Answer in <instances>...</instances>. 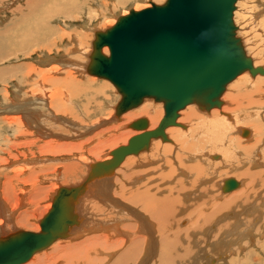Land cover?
I'll return each instance as SVG.
<instances>
[{
	"label": "bare ground",
	"instance_id": "1",
	"mask_svg": "<svg viewBox=\"0 0 264 264\" xmlns=\"http://www.w3.org/2000/svg\"><path fill=\"white\" fill-rule=\"evenodd\" d=\"M17 1L20 0H0V12L9 10L11 13L7 24H4V31H0V62L17 52L20 55L17 54L15 59L23 55L31 56L33 54L31 49L38 46L35 52L41 54V57L38 54L40 58H37L41 67L30 62L20 63L17 68L18 78L12 81L13 78L7 75L10 66H3L6 64L0 63V71L3 72L2 84H4L0 88V129L13 132L12 137L2 132L0 134L1 143L4 139L5 143L11 140V144L9 143L11 148H8L11 157L7 159L0 155V170L7 171L10 175L13 173L12 180L17 179L18 181L19 179L32 188L29 190L31 194L27 192L31 195L30 202H23V204L21 202L23 198L19 197L20 190L13 186L14 181L11 182L8 179L5 187L0 183L2 186L0 188V240L16 232L24 231V229H15L17 225L23 227L28 225L30 211L23 207L30 203L34 206L49 189V186H44L39 182L40 178L45 179L46 174L54 171L56 172L54 179L59 180V183L63 180L65 183L69 180H76L73 183L69 182L70 184L66 183L67 185L65 183L59 185L57 190L61 186L72 187L83 183L93 163L113 158V149L128 144L131 136L143 131L127 129L119 133L117 131L118 134L113 133L110 137L108 132L125 128L124 126H128L134 118L143 114L148 115L150 126L148 130H151L158 126V121L162 120L165 113L163 101L149 97L144 101L152 99L155 102H161L164 110L148 103L140 106L143 101L137 106H140L139 109H134L137 107L129 109L118 118L115 116V106H113L114 108L107 113L109 115L107 119L110 118L109 122L112 124L111 127L107 126L108 134L104 138H95L98 142L90 149L99 160H90V163L84 164L72 161L66 156V158H45L47 154H63L67 151L70 153L72 150L88 145L87 143L84 145V140L79 141L80 143L64 141L68 138L64 132L70 127L66 128L67 126L63 123H72L70 126L73 131L75 130V135L84 136L85 139L90 135L88 132L91 133L96 126L101 125L102 129V125L107 124L104 117L99 125L95 122L94 125H87V123L84 126L85 123L81 122L83 121L81 118L70 114L75 104L79 106L76 99L84 95L83 93L90 91L94 92L95 96L101 93L105 95L106 82L103 81L101 85L95 77H92L97 75L88 72L95 50L93 41L97 31L104 29L95 28L90 42L91 50L87 54L88 60H84L85 51L82 47L90 41L88 38L92 34L88 33L90 25L86 22L83 29L75 25L71 30L62 25L66 23V18L81 20L79 14H82L84 8L87 9L86 0H25L12 7V4ZM128 1L130 0L110 2L111 11ZM151 1L153 0H148L147 4L151 5ZM259 2L264 5V0H259ZM91 9L94 8L91 6ZM134 9L138 10L141 7L136 6ZM88 16L92 17L90 14ZM111 16L113 17L114 14ZM53 20H62V23L61 25L56 23L57 21L52 23ZM112 24L114 23L111 22ZM236 27L235 35L241 39L245 52L254 59L246 48L247 43L245 44L243 37L240 36L242 33L238 34L239 27L237 25ZM17 31L20 32L17 33ZM69 34H73L76 42L74 41L68 50L67 45L70 43L66 40ZM75 43L77 52L82 51V54L76 51L74 52L77 55L72 54ZM53 47H56L57 55L52 57ZM101 51L109 54V47L105 45ZM254 64L255 66L260 65L255 59ZM82 67L92 76L85 73L86 77H84ZM245 72L250 71L244 70L229 83ZM245 81L241 79L236 87L232 86L233 88L225 94L231 103L229 107L231 113L225 109L221 110L224 104L222 96L228 83L219 98L220 106L201 109L197 102L186 106L187 109L183 111L182 119L189 121L191 126L193 124L188 130L182 131L170 126L166 128L170 133L177 134L176 141L172 142L168 134L167 140H163L162 137H152L148 147V151L151 147L149 153H141L147 149L137 153L133 152L114 169L86 183V190L78 198L76 205L78 224L69 229L68 236L59 237L54 241L66 238L75 240L69 243L71 245L67 248L70 255L61 258L64 261L62 264H226L227 262L230 264H264V163L261 164L258 159H255L258 152L260 157H264V124L261 123L264 114L262 115L260 111L264 108V89L261 79L260 81L259 79H248L247 86H243ZM92 99H88L87 102H91ZM191 104H195L199 110H202V113L212 112V114L210 116L202 114L194 108L195 105ZM216 108H220L222 115ZM122 118L123 121L119 122L118 120ZM96 120L99 119L96 118ZM78 121L81 122L80 127H78L80 125ZM244 123L253 125L255 130L241 128ZM171 126L187 127L181 122ZM104 128L102 130H105ZM244 130L248 131L247 137L251 136L249 140L242 139L243 137L238 135L241 131L240 133L245 137ZM96 131L99 132V129ZM95 132L92 134L94 135ZM221 132L222 136L219 135ZM188 134L191 135L189 138ZM1 135L6 136L7 139ZM154 139L169 143L160 144L161 142H156ZM40 141L43 143L39 144ZM86 141L89 143V140ZM102 145L107 148L117 146L101 155L105 150ZM33 146L44 152H52L44 156V153L37 155ZM95 146H101L103 150ZM13 150L17 151L15 157L31 153L36 157L33 155L34 157L20 159L16 162L17 158L15 159ZM1 152L6 153L7 149ZM74 152L76 151L71 154ZM252 152H254L253 156ZM140 153L142 155L138 160L132 158L126 161L129 156L133 157ZM214 156L217 159H214ZM222 162L224 165H221ZM224 167L237 171L250 168L255 171L251 172L248 169L238 172L239 175H248L246 177L249 181L245 178L246 181L238 179L241 184L244 182L245 187L242 188V186L228 194L226 191L221 192L227 178L216 181L217 174L220 175ZM220 188L221 190L218 191ZM57 190L53 193L54 195ZM54 195L51 196L52 200ZM41 219L38 221L39 225ZM39 225L36 224L34 230L25 231L39 232L41 230V225L40 227ZM89 232H98V234L92 235L90 240H80ZM252 244L256 247L253 248ZM240 253L241 257H239ZM229 254L232 256L236 254V256L229 259Z\"/></svg>",
	"mask_w": 264,
	"mask_h": 264
},
{
	"label": "water",
	"instance_id": "2",
	"mask_svg": "<svg viewBox=\"0 0 264 264\" xmlns=\"http://www.w3.org/2000/svg\"><path fill=\"white\" fill-rule=\"evenodd\" d=\"M237 1H151L150 6L131 8L113 25L97 31L88 72L117 88L120 99L115 116L120 118L147 97L163 101L164 116L151 130L148 118L133 120L129 126L143 132L113 149V158L93 163L83 183L59 187L39 232L22 230L0 240V264L25 263L57 238L68 236L79 222L76 205L86 183L114 169L127 155L148 149L152 137L167 140L165 129L178 124L181 109L193 102L201 109L220 106L226 85L239 73L264 74V66H255L235 35ZM105 45L109 54L101 51ZM240 184L235 177L227 178L223 190L232 191Z\"/></svg>",
	"mask_w": 264,
	"mask_h": 264
},
{
	"label": "rangeland",
	"instance_id": "3",
	"mask_svg": "<svg viewBox=\"0 0 264 264\" xmlns=\"http://www.w3.org/2000/svg\"><path fill=\"white\" fill-rule=\"evenodd\" d=\"M21 2H23V1H25V0H20ZM15 2L14 4H12V7H15L16 5H18V4H20L21 2ZM81 1V0H80ZM87 1V4L85 5L86 6V8L87 9H83V12H82V14H79V13H76V14H79V16L81 17V20H75V18L73 19V18H69V19H67L66 18V23L65 24H63L62 26L63 27H65V28H67L68 30H71L75 25L76 26H78V27H82V29L85 27V23L86 24H88V25H90V31L88 32L89 34H91V36L89 37L88 36V38H90V41L89 42H87V43H85V45H83V51H85V54H84V60H88V56H87V54H89V50H91V39L93 38V36H94V31L96 30L95 28H97V30L98 29H106L107 27H109V26H111V22H113V23H115L116 21H117V16H119V15H122L123 13L125 14V13H128L129 12V9H130V7H133V8H135L136 6H140L141 8L143 7H147V6H150V4H147L148 3V0H130V1H128V2H126V3H122V4H120L114 11H111V3H116V0H115V2H113V0H108V1H106V0H104V2H103V0H86ZM153 1H155V2H158V3H160V2H163L164 0H153ZM258 1V2H257ZM108 2V3H107ZM111 2V3H110ZM260 2H259V0H238L237 1V8H236V10H235V13H234V19H235V23H236V25L239 27V30H238V34L240 33H242L240 36H242L243 37V39H244V42H245V44H246V48L248 49V52L252 55V56H254V59L256 60V62L258 63V64H260V65H264V5L263 4H259ZM3 4H5V3H3ZM90 4V5H89ZM110 4V5H109ZM142 4V5H141ZM145 4V5H144ZM147 5V6H146ZM91 6H92V8H94V9H91ZM130 6V7H129ZM123 7V8H122ZM95 9H96V11H95ZM86 10V11H85ZM91 10H94L93 12L91 11ZM243 12H242V11ZM87 13H85V12ZM104 12H105V14H104ZM107 12V13H106ZM247 12V13H246ZM92 13V14H91ZM110 13V14H109ZM114 14V16L112 17L111 15L112 14ZM84 14V15H83ZM88 14H90L92 17H89L88 16ZM8 15H10V16H8ZM75 15V14H74ZM86 15V16H85ZM100 15V16H99ZM104 15V16H103ZM116 15V16H115ZM97 16V17H96ZM0 17L2 18H0V23H1V25H0V31L1 30H3L4 31V29H3V27L5 26L4 24H7L6 22H8V20L10 19L9 17H11V13H10V11L8 10L7 12H0ZM99 17V18H98ZM102 19H101V18ZM3 18L5 19V20H3ZM92 18V19H91ZM116 18V19H115ZM56 19V18H55ZM2 20V21H1ZM83 20H86V21H83ZM89 20V21H88ZM92 20V21H91ZM97 20H100V21H97ZM57 21V22H56ZM68 21V22H67ZM81 21V22H80ZM90 21H91V24H90ZM98 23H97V22ZM103 21V22H102ZM60 23V25H61V23H62V20H53V22L52 23ZM95 22V23H94ZM100 22V23H99ZM102 22V23H101ZM68 23V26H66V24ZM73 23V24H72ZM80 23H82L81 25H79ZM72 24V26L71 27H69V25H71ZM87 25V26H88ZM97 25H98V27H97ZM113 25V24H112ZM92 27V28H91ZM88 28V27H87ZM93 29V30H92ZM14 30H16V28H14ZM63 30H65V29H63ZM92 30V31H91ZM260 30V31H259ZM20 31H17V33H19ZM248 32V33H247ZM263 32V33H262ZM69 37L67 38V42H68V40H69V43L70 44H68L67 46H68V50H69V48L71 47V45H72V43H74V36H73V34H69L68 35ZM245 37V38H244ZM70 38V39H69ZM89 40V39H88ZM87 40V41H88ZM2 41H3V38H2ZM66 41L64 42V43H66ZM72 41V42H71ZM76 42V41H75ZM75 46H73V53L72 54H74V55H77L74 51H76L77 52V44L75 43L74 44ZM89 46H90V49H88L89 48ZM248 46V47H247ZM37 47L38 46H34L32 49H31V51H33V54L31 55V56H26V55H23V56H21V57H19L18 59H15V58H17V56L18 55H20V53L19 52H17V53H15V54H13L10 58H6V59H4V60H2L0 63H3V64H6V65H3V66H10V69L7 71V75L9 76V77H11V78H13V80L12 81H15L16 80V78H18V73H17V68H18V64H20V63H24V62H30V63H32V64H34V65H38V67H41V64H39L40 62H39V58L41 57V54L39 53V52H35L36 51V49H37ZM34 49V50H33ZM76 49V50H75ZM79 50V49H78ZM62 51H64L63 49H62ZM52 53V57L53 56H55V55H57V52H56V47H53V49H52V51H51ZM80 54H82V51H78ZM77 52V53H78ZM253 53V54H252ZM18 54V55H17ZM38 54L40 55V57H38ZM26 56V57H25ZM38 58V59H37ZM46 58V57H45ZM13 62V63H12ZM9 63H11V64H9ZM83 64H85V63H83ZM40 65V66H39ZM47 65H50V64H47ZM43 66H45V65H43ZM0 69H1V65H0ZM82 69L83 70H81L82 72H84V73H82L83 74V76L84 77H86L85 75L87 74V75H89L88 73H86V71L84 70V68L82 67ZM86 73V74H85ZM25 74V73H24ZM80 76V75H79ZM89 76H92V75H89ZM260 76H261V78H260ZM2 77H3V72H1L0 71V88L1 87H3L4 86V84H2ZM92 77H95L96 79H97V81H99L100 83H101V85H103V81H105L106 82V84H107V87H105V95L104 94H102L101 93V95H98V96H95L96 94H94V92H90V91H87V92H85V93H83L84 95H81L80 97H79V99H76L77 100V102H78V104H79V106H76V104H75V108H76V110H75V108H74V110L73 111H71L70 112V114L72 113V115H75V116H77L79 119L81 118L83 121H81V122H83V123H85V124H83L84 126H86V124L87 125H94L95 124V122H97L96 123V125H99V124H101V122L104 120V117L106 118L105 120H107V124H104V125H102V129L104 128L105 130H102L101 129V125L98 127V126H96L92 131H91V133L90 132H88V135L90 134V135H92L93 136V138H92V136H88V137H90L89 139H88V137L85 139V137L83 136V137H81V135H75L76 134V132H75V130L73 131V128L70 126L72 123H63V124H65L67 127L66 128H69L67 131H65L64 132V134L65 135H68V138H67V140L65 139L64 141H67V142H74V143H80L79 141H81V140H84V145H85V143H87L88 145H86L85 147H82V148H78L79 149V151H78V149H75V150H72V151H70V153L67 151V152H63V154H60V153H51V154H47V153H50V152H52V151H48V152H44V151H42V150H40V148H37V147H35V146H33V149H35V153L37 154V155H42L43 153V156L45 155V154H47L46 156H44L45 158H66V157H68V159H71L72 161H79V162H81V163H84V164H87L88 162L90 163L91 161H93V160H99V158L98 157H95V155L93 154V153H91V151H90V149L91 148H93V145H96V143L98 142L97 140L99 139V137H105L108 133H110V135H108L109 137L113 134V133H117V131H118V133L120 132V131H122V130H127V129H132V130H135V131H139L138 129H135V128H133V127H130L129 125L128 126H124L125 128H122V129H120V130H115L114 132L112 131V132H106V129L108 128V127H111V122H109V120H110V118H108L107 119V116H109L107 113H109V111L112 109V108H114L113 106H115L116 104H117V102H118V100H119V98H120V93L118 92V90H117V88L113 85V83H111V82H109V81H107V80H105L104 78L102 79H100L99 77L97 78V76H92ZM264 75H256V76H253V75H251V73L250 72H245V73H243V74H241L239 77H237L235 80H233L231 83H229L228 84V86H227V89H226V91H225V93L223 94V96H222V100L224 101V104H223V106H222V109L221 110H224L225 109V111H229L230 113H231V110H230V106H231V103H230V101H229V97H225V94L227 93V92H229L233 87H236L237 85H238V81L240 82L241 81V79H243V80H246L245 81V84L243 85V86H247V82H248V79L249 80H257V79H259V81H260V79H261V83H263V89H264ZM263 79V80H262ZM102 80V81H101ZM230 86V87H229ZM233 86V87H232ZM242 86V87H243ZM42 87H44L43 85H42ZM10 90H12V89H10ZM237 90H239V89H237ZM45 91V90H44ZM104 91V90H103ZM94 94V95H93ZM263 94H264V92H263ZM108 98H107V97ZM97 97H98V99H97ZM264 97V96H263ZM92 98H94V99H92ZM88 99H92V101L91 102H87V100ZM97 99V100H96ZM153 99V98H152ZM152 99H149V100H147L146 99V102L144 101L140 106H143L144 104H149V105H153V106H155L156 108H162V110H164V108H163V104L161 103V102H155L154 100H152ZM226 100V101H225ZM229 101V102H228ZM86 103V104H85ZM88 103V104H87ZM106 103V104H105ZM230 103V104H229ZM108 104V105H107ZM229 104V105H228ZM82 105L84 106V107H82ZM94 105V106H93ZM192 106H194L195 104H191ZM97 106V107H96ZM140 106L139 107H137V108H134V109H139L140 108ZM189 106V105H188ZM187 106V107H188ZM226 106V107H225ZM99 107V108H98ZM187 107H185V108H183L181 111H180V116L178 117V122H181V123H183V124H185V125H187V127L186 128H184L183 126L181 127V126H170V127H177V128H179V129H181L182 131H186V130H188V128H190V127H192L193 126V124H192V126H191V124L189 123V121H183V119H182V117H183V111L184 110H186L187 109ZM194 108L196 109V110H198V112L200 111L201 113H202V110H199L198 109V107L195 105L194 106ZM46 109V108H45ZM78 109V110H77ZM83 109H84V111H83ZM95 109V110H94ZM100 109V110H99ZM218 111H219V114L220 115H222V113H220L221 111H220V108H216ZM227 109V110H226ZM94 111V112H93ZM104 111V112H103ZM107 111V112H106ZM260 111H261V113H262V115L264 114V108L263 109H260ZM90 112H92V113H90ZM114 112H115V110H114ZM62 113V112H61ZM61 113H59V114H61ZM83 113V114H82ZM87 113V114H86ZM63 114V113H62ZM95 114V115H94ZM202 114H205V115H207V116H210L211 114H212V112L210 113L209 112V114L208 113H205V112H203ZM83 115H84V117H83ZM163 116V115H162ZM162 116L160 117V119L162 118ZM141 117H146V118H148L149 119V117H148V115H146V114H143V115H140L139 117H136V118H134L133 120H136V119H138V118H141ZM47 118V117H46ZM96 118L97 119H99L98 121L96 120ZM102 119V120H101ZM159 119V120H160ZM181 119V120H180ZM264 116H263V118H261V123H263L264 124ZM95 120V121H94ZM132 120V121H133ZM119 122H121V121H123V118H122V120L121 119H119L118 120ZM131 121V122H132ZM79 123H80V125L78 126V125H76V127L78 126V127H80L81 126V122L80 121H78ZM94 122V123H93ZM130 122V121H129ZM128 123V122H127ZM127 123H125V124H127ZM158 123H159V121H158ZM157 123V124H158ZM124 124V125H125ZM108 126V127H107ZM157 126V125H156ZM243 127H241V128H244V127H246L247 129H250V131H253V129H254V127H253V125H249V123L247 124V123H244L243 125H242ZM150 127V126H149ZM170 127H168V128H170ZM195 127V126H194ZM97 129H99V132H97L96 130ZM82 130V129H81ZM167 130H168V132H167ZM242 130V132H243V129H241ZM255 130V129H254ZM96 131V132H95ZM101 131H103V132H101ZM4 134V135H6V136H9V137H12L11 136V134H13V132L12 131H1V129H0V134H2V133ZM6 132V133H5ZM93 132H95V134L93 135L92 133ZM104 132H105V134H104ZM166 132H167V134H168V136H169V138H171V140H172V142H174V141H176V135L177 134H175V133H172L173 135H171V133H170V131H169V129H166ZM210 132H212V130L210 129ZM241 132V131H240ZM239 132V136L240 137H243L242 139H247V140H249L250 139V137L251 136H249V137H247V135L244 137L243 135H242V133H240ZM256 132V131H255ZM117 133V134H118ZM4 135H1V136H3V137H6V136H4ZM211 135H212V133H211ZM216 135V134H215ZM219 135H221L222 136V132L221 133H219ZM258 135V134H257ZM107 136V137H108ZM188 136V138L191 136V135H187ZM254 136V135H253ZM49 137H51V136H49ZM2 138V137H1ZM1 138H0V155H2V156H4L5 158H7V159H9V157H11L10 155H9V153H8V150L11 148V140H8L7 141V143H5V139L3 140V142L1 143ZM55 138V137H54ZM95 138H98V139H95ZM6 139H7V137H6ZM58 139V138H57ZM77 139V140H76ZM91 139L93 140L94 139V141H91ZM59 140V139H58ZM86 140H89V143L86 141ZM96 140V141H95ZM154 141H156V142H161L160 144H163V143H169L168 141L167 142H163L161 139H154ZM63 142V141H62ZM95 144H94V143ZM10 143V144H9ZM41 143H43V141L41 142H39V144H41ZM121 143V142H120ZM119 143V144H120ZM122 144V143H121ZM152 145V144H151ZM115 146H117V145H115ZM115 146H113L112 148H114ZM87 147V148H86ZM95 147H99V150H103L102 149V147L103 148H105V150L104 151H102V153H101V155H104V153H108V151L110 150V149H112V148H107V147H105V146H103L102 145V147L101 146H95ZM9 148V149H8ZM4 149H7V152L6 153H2L1 151H3ZM150 149H151V147H150ZM150 149H149V151H148V149H147V151H143V152H141L142 154L143 153H149L150 152ZM73 151H76V152H74L73 154L76 156H74L73 154H71ZM78 151V152H77ZM13 152H14V157L17 155V151L16 150H13ZM24 152V151H23ZM69 153V154H68ZM138 154V155H134L133 157L132 156H129L127 159H126V161L128 160V159H139L140 157H141V155L142 154ZM213 153V152H212ZM211 153V154H212ZM253 153L254 152H252L251 153V155L253 156ZM32 154V153H31ZM29 154V155H27V154H24V155H20L19 157H15V159H16V162L18 161V160H20V159H24V158H29V157H36V155L35 154ZM58 154V155H57ZM219 155H221V153H218ZM34 155V156H33ZM68 155H70V156H68ZM258 155V156H257ZM66 156V157H65ZM71 156H72V158H71ZM212 157H213V155H212ZM74 158H76L75 160H74ZM14 159V158H13ZM209 159H211V158H209ZM213 159V158H212ZM214 159H217V158H215V156H214ZM219 159H221V157L219 158ZM255 159H258L260 162H261V164L262 163H264V157H260V153L258 152L256 155H255ZM261 159V160H260ZM89 160V161H88ZM91 160V161H90ZM50 160L48 159V162H49ZM83 161V162H82ZM56 162H60V161H56ZM221 165H224V162H222V164ZM222 167V166H221ZM226 167V166H225ZM224 167V168H225ZM62 168H63V166H62ZM222 168L221 169V171H220V175H219V173L217 174V179H216V181H218V180H223V179H225V178H230V177H235V178H237V179H240V180H247V181H249L248 180V178L246 177V176H248V175H246V174H244V175H239L238 174V172H244V171H246V170H248L249 169V171H255V170H253V169H250V168H244V169H239L238 171L237 170H232L230 167H227V168ZM229 168V169H228ZM227 169V170H226ZM220 170V169H219ZM232 171V172H231ZM236 171V172H235ZM3 172V173H2ZM6 173V174H5ZM5 174V175H4ZM9 174V175H8ZM14 174L13 173H11V175H10V173L9 172H7V171H2V170H0V183L5 187V184L7 183V180L9 179V181H11V182H13L14 181V183L15 184H13V183H11V184H13V186L14 187H16V189H18V190H20L19 191V193H20V196L19 197H22L23 199L21 200V202L23 203H29L30 201H29V199L31 198V192H29V190L30 189H32L31 187H30V185H27L26 183H24V182H21L19 179H18V181H17V179H14V180H12V178H11V176H13ZM49 175H50V177H49ZM55 176H56V172L54 173V171H53V173H48V174H46L45 175V179L44 178H40L41 179V181L39 180V182L41 183V184H43L44 186H49V189H48V191H46L47 193H45L39 200H38V203H36L34 206H33V204H31L30 203V205H26L25 207H23V208H28L29 209V211H30V219H29V222H28V225L27 226H19V225H17V227L15 228V229H24V230H34L33 228H34V226L36 225V224H38L39 225V220L43 217V215L46 213V211H48V209L50 208V206H51V204H52V197L51 196H53L54 194L53 193H55V191L57 190V188H58V186L59 185H63L64 183H65V180H63V181H61L60 183H59V180H57V179H54L55 178ZM47 177H49V178H47ZM52 178V179H51ZM245 178V179H244ZM11 179V180H10ZM80 179V178H79ZM16 180V181H15ZM42 180H44V181H42ZM78 180V179H77ZM245 180V181H246ZM20 181V182H19ZM73 181H76V180H69V181H66V183L68 184L69 182H71V183H73ZM4 182V183H3ZM6 182V183H5ZM44 182V183H43ZM63 182V183H62ZM62 183V184H61ZM65 183V184H66ZM66 184V185H67ZM70 184V183H69ZM16 185V186H15ZM243 186V187H242ZM244 188L245 187V185H244V182H242V184H241V186H239L237 189H234V190H232L231 192H233V191H235V190H238V189H240V188ZM0 188H2V186H0ZM56 189V190H55ZM24 190V191H23ZM28 190V191H27ZM221 190V188L218 190V191H220ZM222 191H224V190H221V192ZM27 192H29L30 194H28ZM230 191H228L227 193L229 194V193H231ZM22 193V194H21ZM226 193V194H227ZM22 195V196H21ZM24 196V197H23ZM51 198V199H50ZM42 199V200H41ZM26 201V202H25ZM23 203V204H24ZM39 205V206H38ZM37 221V222H36ZM39 227H40V225H39ZM40 229V228H39ZM12 231V230H11ZM7 233V232H6ZM95 234H98V232H89V233H87V235H84L80 240H84V239H86V240H90V237H92V235H95ZM256 239V238H255ZM261 239V241H263L262 240V238H260ZM246 240H248V239H246ZM73 241H75L74 239H61V241L60 240H58V241H56V242H54L53 244H51V246H49V247H47V248H45L44 250H41V251H39V252H36V254L34 255H32V257L28 260V262H25V264H62L64 261H62L61 260V258H63V257H67L68 255H70V251L68 250V246L69 245H71V244H69V243H71V242H73ZM253 245V246H252ZM251 246L253 247V248H255L256 246H254L255 244H252ZM207 249L210 251V248L209 247H207ZM73 251H75V250H73ZM72 253V252H71ZM241 254V253H240ZM234 257L236 256V254L235 255H233ZM231 254H229V256H228V258L230 259L231 257H233ZM237 256H239V255H237ZM242 256V254L239 256V257H241ZM228 259V260H229ZM228 263V262H227ZM226 263V264H227ZM22 264H24V263H22ZM228 264H230V262L228 263ZM253 264V263H252Z\"/></svg>",
	"mask_w": 264,
	"mask_h": 264
}]
</instances>
